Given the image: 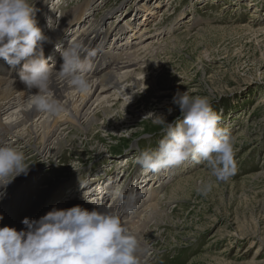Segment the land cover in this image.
<instances>
[{"label": "rangeland", "instance_id": "rangeland-1", "mask_svg": "<svg viewBox=\"0 0 264 264\" xmlns=\"http://www.w3.org/2000/svg\"><path fill=\"white\" fill-rule=\"evenodd\" d=\"M42 1L53 6L52 16H60L57 0ZM83 1L68 0L62 10L75 8ZM100 2L101 5L95 4L96 16L104 19L111 30L126 29L133 43L139 42L133 37L139 33L138 28L132 33L130 26L136 14L139 24L135 26L141 25L139 17L147 2L138 0L135 6L129 4L130 0ZM157 2L151 6L155 7L151 8L154 13L143 18L148 27L143 33L154 36L156 28L155 31L162 33L159 41L165 44L153 56V60L160 62L151 74L154 83L133 92L132 107L124 108L126 105H121L120 99L110 112L99 114V120L89 129L64 130L68 132L67 141L60 150L44 147L40 137L31 143L26 137L25 141L41 154L37 151L28 157L29 153H24L25 163L28 170H36L46 188L72 184L63 188L60 198L48 206V211L53 207L61 209L80 195L84 198L90 190L86 199H100L99 211H105L106 207L112 210L113 204L108 207L107 201L117 192L140 193L145 205L158 203L155 219L143 230L147 264H249L252 257H256L257 264H264V0ZM121 13L130 14L131 21L126 22L123 16L121 19ZM81 20V25L70 26L66 39L83 30L86 19ZM145 37L140 38L150 39ZM66 39L62 40L60 49ZM99 43L101 47L106 44L98 37H94V45L86 44L91 51ZM177 91L206 97L220 116L219 126L231 135L236 172L229 181L216 182L209 176L205 163L197 164L191 159L160 173H145L135 163L141 150H156L163 138L161 126L152 123L154 114L162 115L166 122L179 115L178 106L172 103ZM13 133H3L0 143L5 144ZM209 180L213 183L212 190L207 196L198 194L195 188L201 181ZM101 189L104 194H97ZM18 191L0 200L11 203ZM151 191L155 192L151 194ZM26 193L29 198V192ZM116 200L120 199L116 197L113 203ZM141 204L138 203V208ZM89 205L84 207L92 210L94 205Z\"/></svg>", "mask_w": 264, "mask_h": 264}, {"label": "clouds", "instance_id": "clouds-1", "mask_svg": "<svg viewBox=\"0 0 264 264\" xmlns=\"http://www.w3.org/2000/svg\"><path fill=\"white\" fill-rule=\"evenodd\" d=\"M47 40L34 18L33 0H0V59L11 69L23 61L18 76L30 94V106L55 118L64 112V106L52 91L53 85L87 91L96 52L68 41L57 70L44 57L42 44ZM172 103L178 106L179 115L166 122L162 115L154 114L152 123L161 126L163 138L156 150H141L135 163L145 173H160L191 159L205 163L216 182L229 181L236 172L234 142L228 130L219 126L220 116L208 99L177 91ZM25 159L13 145L0 143V188L21 174L27 175ZM212 187L211 180L201 181L195 191L207 196ZM140 195L116 193L123 210L129 213ZM88 202L94 205L92 210L81 205L53 207L38 219L23 218L25 227L21 230L0 227V264H147V247L124 226L120 213L99 211L97 201Z\"/></svg>", "mask_w": 264, "mask_h": 264}, {"label": "bare ground", "instance_id": "bare-ground-1", "mask_svg": "<svg viewBox=\"0 0 264 264\" xmlns=\"http://www.w3.org/2000/svg\"><path fill=\"white\" fill-rule=\"evenodd\" d=\"M66 1L68 0H57V5L61 8L58 18L52 16V5H46L42 0H37L33 4L34 18L38 26L48 40H52L53 42V47L50 51H48L47 48L44 49V57L46 55L45 53L48 54L46 59L47 62L50 65L57 63L58 66H54L57 70L60 69L62 57L61 52L58 51L60 49L59 46L62 40H64V38L66 39V34H68L70 26L75 23L76 25L80 24L82 18L84 20L86 19V26H83V30H77L66 39L62 47L65 48L68 41L74 40L90 51L88 46L90 44L94 45V36L98 37L102 44L105 42L106 44L101 47L99 43L91 49V51L96 52V55L91 59L95 61H91L92 69L88 73L91 87L87 91L77 92L75 89L68 87L57 89L55 84L53 85L52 91L58 101L64 106V112L61 115L51 118L47 114L38 112L32 108L30 106V94L19 81V76L11 74L14 72L1 66L3 64H8L2 61L3 59H0V68L8 72L5 73L6 76H0V136L8 131H14L15 133H13L12 137L7 140L5 144L13 145L23 153H29L28 157L31 155L33 156V153L38 151L37 148L34 150L35 146L30 144L35 138L40 137L39 142H41L44 147L46 145L47 147L60 150L67 141L65 135H67L68 132L64 133V130L69 128L81 130L89 129L93 123L99 120V114L105 115L110 112L114 105L120 103V99L122 101L120 104L126 105L124 108L132 107L135 103L133 92L141 86L143 87L145 84L151 85L154 83L151 74L153 73L154 66L160 62L153 60V56L156 51L163 50L165 46V44H162L163 41H159L162 33L155 31L157 30L156 28L153 29L154 36L151 35L148 37V32L143 33V29L148 30V27L144 25L145 20H143V18L146 19L148 13H154L151 8L154 10L155 7L151 6L153 4L156 5L158 0H144V2L146 1L147 3L144 4L142 8L143 13L140 14L141 16L139 17L141 18L142 22H140V24L142 26H135L136 23L139 24V19H137L139 14H136L135 18L132 16L133 25L131 24L130 26L129 24V26L133 27L130 30L132 33L138 28L137 33H139L133 35V37L136 38L135 40L139 41L137 43H133L130 34L125 32L126 29L115 27L111 30L105 25L104 19H100L96 16L95 12L98 11V8L95 9V4L98 2V5H101V0H85L83 2H78L79 6L75 8L71 7V9L64 11L62 8L63 4L67 3ZM133 1L134 0H130L129 4H134V6L138 5V0H135V2ZM65 5L68 6V4ZM121 10H119V13L122 12ZM120 15L121 18L124 14L121 13ZM123 17H126V22L131 18L130 14ZM109 18H112V16ZM106 19H108V17H106ZM48 20L51 27L48 25ZM87 25L89 26L88 28H86ZM116 29L119 31L121 30V33L117 32ZM114 30L116 31L114 33L115 36L108 39ZM122 33H124V35ZM145 35V38L148 37L150 39L147 41L141 40L143 38L140 37ZM121 44L122 47L119 46ZM48 46L49 44H47V47ZM63 48L60 50H63ZM119 54H122L121 60H119ZM22 63L23 62H21V65ZM21 65L18 66L20 67ZM31 91L35 93L36 89H32ZM58 129L59 132H57ZM26 137H28L30 143L25 141ZM37 153L41 154L40 151ZM28 174H30V176H28L27 179H21V177H25ZM27 175L21 174L17 176L15 180L20 178V182H13L2 190V192L0 191L1 198L3 196H10L16 189L19 190L13 195L11 203H5L3 199L0 200V215L3 216V219L0 220V227L8 225L17 230L23 229L25 227L21 223L23 218L27 217L32 220L38 219L44 215L46 211H48V206L58 201V198H60L59 194L63 193V188H70L72 185L68 182L57 188H46V185L42 183L40 175H37L35 169L28 170ZM158 181H160V179ZM110 186H112V184H110ZM100 188L103 187L101 186ZM26 191L29 192V198H27ZM152 192L155 191H151L150 193L152 194ZM97 194L101 195L104 194V192H102L101 189ZM96 198H101V196H97ZM115 198L116 195L111 199L112 201H107V206L109 207L113 204L111 212L120 213V218L124 226L137 236L143 246L147 247L143 241V230L147 223L155 219L154 215H157L158 203L150 202L145 205L144 198L139 197L136 201L134 210L129 213L123 210V204L121 207L120 200H116L113 203ZM94 200L97 201L99 206L102 205L100 199ZM80 201L81 200H78V203H80ZM31 203L32 208H29ZM138 203H142L140 205V208L142 207L141 209L138 208ZM109 209L110 207H106L105 211H109ZM256 260V257H252L249 264H257Z\"/></svg>", "mask_w": 264, "mask_h": 264}]
</instances>
